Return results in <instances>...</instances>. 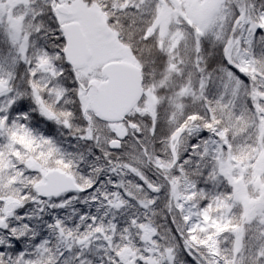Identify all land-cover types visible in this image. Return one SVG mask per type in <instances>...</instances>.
I'll list each match as a JSON object with an SVG mask.
<instances>
[{"label":"snow or ice","instance_id":"1","mask_svg":"<svg viewBox=\"0 0 264 264\" xmlns=\"http://www.w3.org/2000/svg\"><path fill=\"white\" fill-rule=\"evenodd\" d=\"M0 264H264V0H0Z\"/></svg>","mask_w":264,"mask_h":264}]
</instances>
